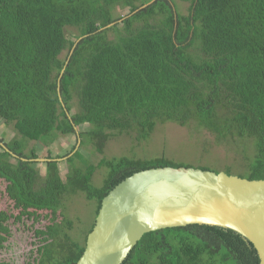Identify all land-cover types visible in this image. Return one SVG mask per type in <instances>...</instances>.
<instances>
[{"label":"trees","instance_id":"trees-1","mask_svg":"<svg viewBox=\"0 0 264 264\" xmlns=\"http://www.w3.org/2000/svg\"><path fill=\"white\" fill-rule=\"evenodd\" d=\"M180 1L189 3L185 15L175 0H0V118L48 148L59 135L89 125L80 133L81 146L89 138L100 155L112 138L134 136L142 143L159 124L195 123L217 143L243 147L237 176L264 180V0ZM118 7L129 12L116 18ZM69 27L78 32L73 41ZM5 145L15 156L0 152V207L3 197L11 205L0 209V254L10 248L12 225L32 220L33 264H77L102 200L126 178L152 168L192 167L164 155L102 158L95 165L75 147L67 175L59 157H49L43 177L35 150L27 153L17 139ZM103 168L107 175L96 187L93 178ZM225 168L234 175L233 167ZM79 193L96 202L83 242L64 216L65 198ZM42 218L49 224L36 228ZM0 264L17 262L0 258ZM123 264L260 259L232 229L188 225L146 234Z\"/></svg>","mask_w":264,"mask_h":264},{"label":"water","instance_id":"water-1","mask_svg":"<svg viewBox=\"0 0 264 264\" xmlns=\"http://www.w3.org/2000/svg\"><path fill=\"white\" fill-rule=\"evenodd\" d=\"M188 225L236 231L264 264V180L194 167L137 172L102 200L77 264H123L146 234Z\"/></svg>","mask_w":264,"mask_h":264},{"label":"rangeland","instance_id":"rangeland-1","mask_svg":"<svg viewBox=\"0 0 264 264\" xmlns=\"http://www.w3.org/2000/svg\"><path fill=\"white\" fill-rule=\"evenodd\" d=\"M181 14H187L189 3L175 0ZM129 12L128 9L118 7L114 15L116 18L122 17ZM66 36L69 40H74L78 32L74 28H66ZM112 36V33H111ZM68 52L65 51L62 59H66ZM76 105V100L74 102ZM78 108L73 106V113ZM90 130L89 125L77 128L75 135H59L57 141L50 147H46L40 141H31L20 136L12 126L5 124L0 118V141L1 143H9L14 139L23 141L26 146V152L35 150L38 155L37 168L44 177L46 173L47 162L49 157H59V168L62 175H67L70 164L68 159L74 155L72 150L76 147V152L81 151L85 159L90 163L98 165L102 158L113 159L123 156L140 159H153L165 156L176 163L198 167L201 165L208 166L215 171H225V167L230 166L234 169V175L243 171L241 163L244 162L243 147L230 146L228 144H219L216 142L215 136L208 130L192 123L187 127H181L174 123L159 124L151 138L142 143H138L134 136H119L112 138L105 148L104 154L100 155L96 152L89 138H83L86 143L81 146L80 133ZM0 145V152L2 150ZM76 164H80L77 160ZM107 169L103 168L96 172L93 178V185L100 187L107 175ZM4 190V186L1 187ZM10 202L3 197L0 209L7 210L10 208ZM64 216L74 222V230L72 236L78 241H84L85 234L90 231L96 211V202L89 201L83 193L67 196L64 200ZM46 214V213H43ZM62 219V217L60 218ZM24 222L18 225H12L13 237L10 240V248L6 252L0 254L1 259L13 260L17 264H33V256L30 253L36 248L33 233V222L24 219ZM49 224V220L42 218L36 225V228H44Z\"/></svg>","mask_w":264,"mask_h":264}]
</instances>
